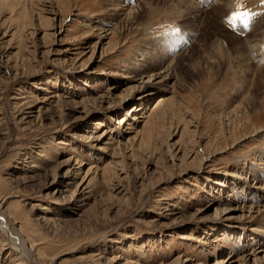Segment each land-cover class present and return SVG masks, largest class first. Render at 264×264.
<instances>
[{
  "label": "rangeland",
  "instance_id": "obj_1",
  "mask_svg": "<svg viewBox=\"0 0 264 264\" xmlns=\"http://www.w3.org/2000/svg\"><path fill=\"white\" fill-rule=\"evenodd\" d=\"M143 1L0 0L9 236L31 264H264V0Z\"/></svg>",
  "mask_w": 264,
  "mask_h": 264
},
{
  "label": "bare ground",
  "instance_id": "obj_2",
  "mask_svg": "<svg viewBox=\"0 0 264 264\" xmlns=\"http://www.w3.org/2000/svg\"><path fill=\"white\" fill-rule=\"evenodd\" d=\"M164 3L165 2H174V4H175V2L177 3V5L179 6V5H182V4H185L186 6L188 5V6H192V5H190L191 4V2H190V0H162ZM227 1V0H226ZM147 2H148V0H144L143 1V4L145 3V4H147ZM230 3V2H229ZM144 4V5H145ZM150 4V3H149ZM149 4H148V6H149ZM173 4V5H174ZM224 4V3H223ZM231 4V3H230ZM169 5V4H168ZM176 5V6H177ZM118 6V5H117ZM222 7V6H221ZM225 7V6H224ZM175 8V7H174ZM178 8V7H177ZM232 8V7H231ZM230 8V9H231ZM138 9V8H137ZM187 9V8H186ZM190 9V8H189ZM227 9H228V7H227ZM226 9V10H227ZM121 10V9H120ZM135 10V9H134ZM194 10V9H193ZM196 10V9H195ZM215 10V9H214ZM232 10V9H231ZM178 11L180 12V10L178 9ZM222 11V10H221ZM233 11V10H232ZM224 12V11H223ZM129 15H128V17L127 18H125V21L123 22L124 24L125 23H127V24H129V23H133L134 21H135V16L133 17H130V15H131V13H128ZM206 14V13H205ZM133 15V14H132ZM182 16V15H181ZM122 23V24H123ZM121 27V26H120ZM241 45H243V44H241ZM245 45V44H244ZM242 47V46H241ZM240 47V48H241ZM234 48V47H233ZM237 48V47H236ZM245 48V47H244ZM243 48V49H244ZM242 49V50H243ZM235 50V49H234ZM236 51H238V48L236 49ZM245 51V50H244ZM247 52V51H246ZM245 53V52H244ZM239 54H240V52H239ZM243 54V53H242ZM238 55V54H237ZM241 56V55H240ZM237 57H239V56H237ZM236 57V58H237ZM242 57V56H241ZM244 57V56H243ZM239 59H240V57H239ZM243 59V58H242ZM236 60H238V59H236ZM244 60V59H243ZM242 60V61H243ZM239 61V60H238ZM248 62V61H247ZM236 63H238V62H236ZM240 64V63H239ZM248 65H249V67H251L250 66V64L249 63H241V66H244V68H247L248 67ZM170 68V67H169ZM242 69V68H241ZM248 69V68H247ZM253 69V68H252ZM251 70V69H250ZM264 70V69H263ZM168 71H169V69H167L166 70V74L165 75H161V76H150V78L149 79H152V78H154L153 79V82H155V81H157V80H159V82H155L156 84H154V87H156V88H158V90H159V92L158 93H156V94H159L160 96L153 102V104L152 105H149V107H147L146 108V111H145V107H142V105H141V103H139V105L138 104H135V105H133V106H131L130 108H129V112L126 114V117H128L129 115H130V119L132 120V121H134L135 123H137V122H141L142 120H145V119H147L148 117H149V115L151 116V115H153L154 113L156 114V112L158 111V110H161L162 108H166V104H165V102H166V100L167 99H170V98H167V94L165 95L164 93L167 91V89L165 90V88H167V85H168V81H167V78H168ZM249 71V70H248ZM260 70H258L257 71V69H256V71L254 72V73H256V77L258 78V79H260V75H264V72H259ZM245 72V71H244ZM241 73H242V71H241ZM249 73V72H248ZM245 75V74H244ZM153 82L151 83V85H152V87H153ZM254 86V85H253ZM168 93V92H167ZM169 94V93H168ZM127 95H129V91L127 92ZM251 96H252V94H251ZM248 97V96H247ZM172 105V104H171ZM261 107V106H260ZM136 111H138V112H140V111H145V112H143L142 114H141V116H138L137 114H134ZM130 120V121H131ZM120 124H122V123H124V117H122L121 119H120ZM36 167V166H35ZM34 168V167H33ZM239 180H241L242 179V176L240 177L239 176V178H238ZM82 184H83V181H81L78 185L80 186H82ZM259 189V188H258ZM261 189H263V188H261ZM261 194V193H260ZM262 195V194H261ZM4 204V202H3V200H0V209H1V207H2V205ZM261 209H264V205L263 206H261L260 207ZM260 208H256L257 210H259ZM11 219V218H10ZM8 220V219H7ZM5 218H3L2 216H0V237L1 238H4V241L5 242H7V244L5 245L6 247L7 246H9L10 247V249H12V252H14L16 255H17V258H15V259H17L16 261L17 262H15L14 264H31V253H33V251H34V249H33V247H30V248H28V247H26L25 245H24V242L21 240V239H19V238H14L12 235L11 236H9V229H10V226H9V223H8V221H7ZM12 230V229H11ZM8 234V235H7ZM2 244V243H1ZM26 244V243H25ZM9 249V250H10ZM5 251H6V248L4 249V247H2V248H0V254H4L5 253ZM256 253V252H255ZM258 253H264V251H262V250H259V252ZM36 254V253H35ZM39 255V254H38ZM253 256H255V254H252ZM1 257V256H0ZM39 257V256H38ZM40 259V258H39ZM127 264H130V263H127Z\"/></svg>",
  "mask_w": 264,
  "mask_h": 264
},
{
  "label": "snow or ice",
  "instance_id": "obj_3",
  "mask_svg": "<svg viewBox=\"0 0 264 264\" xmlns=\"http://www.w3.org/2000/svg\"><path fill=\"white\" fill-rule=\"evenodd\" d=\"M245 15H246V14H245ZM239 18H240V17H238V16H234V17H233V19H239Z\"/></svg>",
  "mask_w": 264,
  "mask_h": 264
}]
</instances>
